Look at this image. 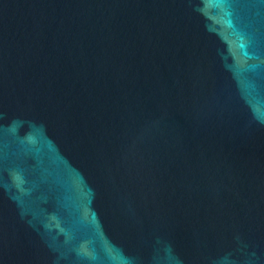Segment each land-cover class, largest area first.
Segmentation results:
<instances>
[{"label":"water","instance_id":"95a60500","mask_svg":"<svg viewBox=\"0 0 264 264\" xmlns=\"http://www.w3.org/2000/svg\"><path fill=\"white\" fill-rule=\"evenodd\" d=\"M0 264H264V0H0Z\"/></svg>","mask_w":264,"mask_h":264}]
</instances>
